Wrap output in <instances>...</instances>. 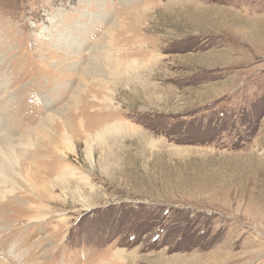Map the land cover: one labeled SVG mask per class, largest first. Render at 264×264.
I'll use <instances>...</instances> for the list:
<instances>
[{"label": "rangeland", "instance_id": "obj_1", "mask_svg": "<svg viewBox=\"0 0 264 264\" xmlns=\"http://www.w3.org/2000/svg\"><path fill=\"white\" fill-rule=\"evenodd\" d=\"M6 158L9 264H264V0H0Z\"/></svg>", "mask_w": 264, "mask_h": 264}, {"label": "crops", "instance_id": "obj_2", "mask_svg": "<svg viewBox=\"0 0 264 264\" xmlns=\"http://www.w3.org/2000/svg\"><path fill=\"white\" fill-rule=\"evenodd\" d=\"M121 115L122 113L120 111H117L114 109H85L83 111V116L88 117V120L85 121V124L87 123V127H85L83 131H86L89 133V137L86 135V138L88 139L85 144V147L87 148V145L90 142H92L93 143L92 150H94L95 148L94 145H96V141L98 140L105 141V138L103 135L102 136L98 135V133H102L101 130L108 129L107 127H110V126H115V127H110V128H115V129H119L118 127H124L122 124H120V120L117 119V118H120ZM105 118H110V119L106 121ZM108 122H111V123H108ZM107 132H110V130L108 129ZM92 134L94 135L93 137H92ZM119 134H122V132ZM81 136H83V134L80 132L79 137L81 138ZM141 137L145 139L144 134H141ZM80 138H78L77 135L75 136V139L77 140ZM74 144H75V148H77L76 143ZM93 157H95L94 153H93Z\"/></svg>", "mask_w": 264, "mask_h": 264}, {"label": "bare ground", "instance_id": "obj_3", "mask_svg": "<svg viewBox=\"0 0 264 264\" xmlns=\"http://www.w3.org/2000/svg\"><path fill=\"white\" fill-rule=\"evenodd\" d=\"M108 129H110V127H107ZM108 129H103L101 132H104L105 130H108ZM98 135H100V133H98ZM65 140V145H71L72 144V139L68 136V135H65V138H64ZM90 152V151H89ZM91 153V152H90ZM5 160L6 161H8V158H6V159H3V160H1L0 162H2L3 161V163L2 164H0V170L3 172V170L1 169V167H3V164H4V162H5ZM4 169V168H3ZM5 173V172H4ZM41 193H42V190H41ZM50 198H51V194H50ZM0 264H9V263H7V262H5V261H3V260H1L0 259Z\"/></svg>", "mask_w": 264, "mask_h": 264}]
</instances>
